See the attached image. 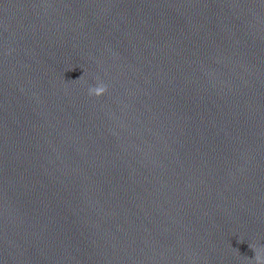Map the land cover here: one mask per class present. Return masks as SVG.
<instances>
[{
  "label": "water",
  "instance_id": "95a60500",
  "mask_svg": "<svg viewBox=\"0 0 264 264\" xmlns=\"http://www.w3.org/2000/svg\"><path fill=\"white\" fill-rule=\"evenodd\" d=\"M255 254L264 0H0V264Z\"/></svg>",
  "mask_w": 264,
  "mask_h": 264
},
{
  "label": "clouds",
  "instance_id": "9594fccd",
  "mask_svg": "<svg viewBox=\"0 0 264 264\" xmlns=\"http://www.w3.org/2000/svg\"><path fill=\"white\" fill-rule=\"evenodd\" d=\"M106 90H107V86L103 82L98 81L95 86H90L88 88V94L90 96H100L104 94ZM255 258H256V264H264V256L255 254Z\"/></svg>",
  "mask_w": 264,
  "mask_h": 264
}]
</instances>
